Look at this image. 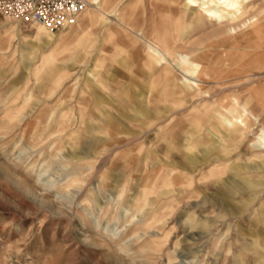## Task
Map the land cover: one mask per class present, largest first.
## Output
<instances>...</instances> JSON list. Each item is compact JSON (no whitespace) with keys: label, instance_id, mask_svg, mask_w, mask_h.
Here are the masks:
<instances>
[{"label":"rangeland","instance_id":"rangeland-1","mask_svg":"<svg viewBox=\"0 0 264 264\" xmlns=\"http://www.w3.org/2000/svg\"><path fill=\"white\" fill-rule=\"evenodd\" d=\"M95 1L0 15V264H264V0Z\"/></svg>","mask_w":264,"mask_h":264},{"label":"built area","instance_id":"built-area-1","mask_svg":"<svg viewBox=\"0 0 264 264\" xmlns=\"http://www.w3.org/2000/svg\"><path fill=\"white\" fill-rule=\"evenodd\" d=\"M88 0H0V15L16 17L61 32L75 26Z\"/></svg>","mask_w":264,"mask_h":264},{"label":"bare ground","instance_id":"bare-ground-1","mask_svg":"<svg viewBox=\"0 0 264 264\" xmlns=\"http://www.w3.org/2000/svg\"><path fill=\"white\" fill-rule=\"evenodd\" d=\"M249 1L250 0H185L184 7L185 9L189 8L192 11H197L198 7L205 8V17H213L217 21H219V23L226 20H228L229 22H236V20H239L241 17L243 5ZM88 2L90 3V5H92V3H97L95 0H92V2ZM88 8L83 11L81 16L86 12ZM84 18L89 21L88 15H85ZM149 48L151 51H153L154 55L159 58V61L160 59L163 60L165 58L166 53H164L158 46H149ZM260 133L258 134L259 144L256 143L254 145L260 146V148L264 149V127L261 128Z\"/></svg>","mask_w":264,"mask_h":264},{"label":"crops","instance_id":"crops-1","mask_svg":"<svg viewBox=\"0 0 264 264\" xmlns=\"http://www.w3.org/2000/svg\"><path fill=\"white\" fill-rule=\"evenodd\" d=\"M90 18V17H89ZM86 20V18H84ZM87 21V20H86Z\"/></svg>","mask_w":264,"mask_h":264}]
</instances>
